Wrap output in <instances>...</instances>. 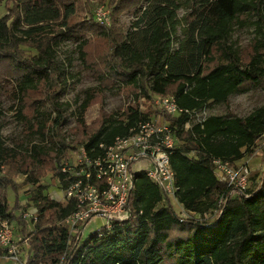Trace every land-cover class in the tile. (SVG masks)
I'll return each mask as SVG.
<instances>
[{"label": "trees", "instance_id": "trees-1", "mask_svg": "<svg viewBox=\"0 0 264 264\" xmlns=\"http://www.w3.org/2000/svg\"><path fill=\"white\" fill-rule=\"evenodd\" d=\"M144 2L148 4L133 23L135 30L124 34L116 16ZM108 6L111 26L98 24L94 17L84 22L83 7L74 0L5 2L10 13L0 16V77L13 84L16 118L41 142L59 138L63 123L65 108L58 97L65 81L58 78L57 48L75 40L88 67V32L106 43L105 69L97 71L101 82H121L118 88L134 90L124 112L104 115L95 130L84 132L80 146L91 158L150 119L155 97L173 95L179 107L192 112L227 103L244 87L264 85V0H108ZM182 8L190 9V19L173 48ZM251 17L260 39L242 58L228 39L236 22L244 25ZM34 93L41 96L31 97L29 104ZM95 95L93 89L86 90L77 108L80 126ZM46 101L55 116L44 110ZM163 115L177 139L170 153L177 201L184 212L201 218L179 216L160 188L139 172L129 194V216L85 238L71 236L63 225L76 210L75 200L61 202L44 194L45 177L56 180L63 191L74 179L61 168L65 143L58 148L36 143L9 147L0 136V222L18 219L27 233L21 214H15L22 206L14 175H24L23 184L32 187L28 194L36 220L27 234V264H264V170L257 180V174L250 178L248 188L233 191L217 180L212 162L220 158L236 164L254 156L264 134V107L244 118L210 115L189 129L184 128L189 113ZM8 163L15 167L6 175ZM206 213L215 218H202ZM5 253L0 248V258Z\"/></svg>", "mask_w": 264, "mask_h": 264}, {"label": "rangeland", "instance_id": "rangeland-1", "mask_svg": "<svg viewBox=\"0 0 264 264\" xmlns=\"http://www.w3.org/2000/svg\"><path fill=\"white\" fill-rule=\"evenodd\" d=\"M78 5L83 7V11L80 13V17L84 22H91L94 17L97 8L103 6L106 9L109 8L108 0H74ZM6 0H0V16L8 15L10 11L5 9ZM148 2H144L137 9L126 10L119 13L116 18L118 25L121 26V30L124 34H128L130 30H133V23L139 18L140 14L146 7ZM108 7V8H107ZM110 10V8L108 9ZM189 8H182L177 11V19L180 21L178 25L177 33L173 43V48H176L183 37V29L186 27L187 22L190 19ZM255 17H251L248 21L241 25L235 23L230 32L228 44L239 52L242 58H246L250 53L253 45H257L260 39L253 21ZM111 26V24L109 25ZM117 26V24H116ZM135 30V29H134ZM87 37L91 38V43L87 49L89 54V66L86 67L82 64L79 54L76 50L78 42L75 40H67L62 42L57 48V64L60 68L59 80H64V88L58 102L64 106L63 123L58 129L57 137H48L44 142H41L36 136H32L26 130L23 123L16 118V99L13 96L14 87L12 82L6 77H0V136L3 138L5 144L9 147H14L18 144L23 146H30L33 143L43 144L44 146L59 147L61 142L65 143V157L60 159V163L65 164V161H73L75 156L79 152L80 142L84 138V132H91L98 127L102 116L110 115L114 113L124 112L128 103L132 102L134 90L131 87H120L117 84H110L109 81L101 82L98 78L97 71L104 70L105 64L103 63L102 56L106 50V43L104 40L96 39L92 35V32L87 33ZM114 85V86H113ZM93 89L95 91V99L90 107L87 109L84 115V125L80 126L78 119L77 108L85 98L86 90ZM41 95L34 93L28 96V103L32 98H38ZM157 97H155L156 99ZM143 110L147 107L142 106ZM264 107V85H251L244 87L234 93H232L227 103L220 104H208L205 107L193 111L190 118L191 126L198 120L205 119L210 115L221 116H237L247 117L255 110ZM31 108L28 106L27 113L31 114ZM44 110L51 112L52 116L56 113L53 111L52 105L49 101L45 102ZM55 144V145H54ZM75 147V148H74ZM262 150L256 148V152L251 159L249 166L252 168L253 175L257 174L256 180L262 174L261 168L264 166V160ZM50 159L47 160L49 162ZM14 163H8L5 167L4 174L9 175V171L13 170ZM37 170V168H36ZM45 170V169H44ZM13 179L19 184V201L21 209L17 210L15 214H21L22 223L25 224L26 232L22 230V225L18 219L12 220L13 224V238L19 246L20 253L23 257L26 256L28 251V235L30 230L32 231L33 224L30 219L26 220L23 217V213L26 211L36 212V206L31 201L28 194L31 186L23 184L24 175L16 174ZM42 183L48 186V189L44 194L50 198L64 202L65 191L61 190L56 180L47 176L42 180ZM8 200L10 205H13L14 194L10 188H8ZM174 210L179 216L182 215L183 207L178 201L173 200L171 202ZM202 218L206 220H213L215 218L214 213H206ZM105 220L101 217H97L91 224H89L84 231V238L91 235L98 228L104 225ZM7 261L5 258H0V264ZM11 264H14L10 262ZM8 263V264H10Z\"/></svg>", "mask_w": 264, "mask_h": 264}, {"label": "built area", "instance_id": "built-area-1", "mask_svg": "<svg viewBox=\"0 0 264 264\" xmlns=\"http://www.w3.org/2000/svg\"><path fill=\"white\" fill-rule=\"evenodd\" d=\"M94 20L101 25L110 24V12L101 6L96 9ZM144 100V99H141ZM143 108L142 106H140ZM182 112H192L178 106L173 95L154 98L153 113L148 120L140 122L136 130L126 136L117 137L104 148V154L91 158L81 146L73 161H65L62 171L72 174L74 179L65 189L66 200H75L76 210L69 215L63 225L73 237L83 236L86 227L97 217L105 220L97 232L110 230L115 222H121L129 216V194L134 185L135 174L144 172L161 190L164 199L177 201L175 176L171 167L170 153L177 139L165 120L163 113L171 116ZM204 119L195 123L202 122ZM191 120L184 124L191 127ZM259 148L264 153V134L260 138ZM215 176L219 182L235 190L249 187L253 176L248 161L230 164L220 158L213 159ZM264 170V166L261 171ZM183 217L201 218L194 213L182 211ZM23 217L33 222L36 212L26 211ZM0 248L5 250V258L14 264H27V254L23 257L13 238L11 221L0 222Z\"/></svg>", "mask_w": 264, "mask_h": 264}, {"label": "crops", "instance_id": "crops-1", "mask_svg": "<svg viewBox=\"0 0 264 264\" xmlns=\"http://www.w3.org/2000/svg\"><path fill=\"white\" fill-rule=\"evenodd\" d=\"M251 159L252 158H249V157H245V158H243L242 160H240V161H237V163H240V162H242V161H248L249 163H251ZM4 264H8V263H10V262H3ZM11 264V263H10Z\"/></svg>", "mask_w": 264, "mask_h": 264}]
</instances>
